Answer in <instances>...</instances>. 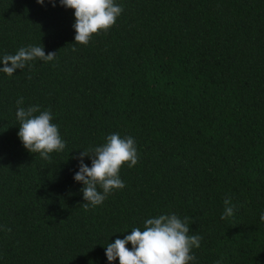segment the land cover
<instances>
[{
    "label": "trees",
    "instance_id": "obj_1",
    "mask_svg": "<svg viewBox=\"0 0 264 264\" xmlns=\"http://www.w3.org/2000/svg\"><path fill=\"white\" fill-rule=\"evenodd\" d=\"M116 3L83 45L58 0H0V55L56 54L0 73V264H109L108 243L172 213L200 237L196 264H264V0ZM19 97L52 111L62 152L23 147ZM112 133L134 138L138 162L86 211L74 157Z\"/></svg>",
    "mask_w": 264,
    "mask_h": 264
},
{
    "label": "clouds",
    "instance_id": "obj_2",
    "mask_svg": "<svg viewBox=\"0 0 264 264\" xmlns=\"http://www.w3.org/2000/svg\"><path fill=\"white\" fill-rule=\"evenodd\" d=\"M45 2L37 0L41 5ZM47 2L53 7L57 4V0ZM58 3L74 9V44H88L93 34L113 26L123 11L116 0H58ZM55 55L52 52L46 54L44 48L37 45L21 47L15 54L0 55V73L11 77L17 69L31 67L33 60L47 63L53 61ZM23 102V97L17 98L15 113L19 125L17 136L23 147L32 154L38 153L42 159H49L53 152H62L65 142L57 124L51 122L52 111L41 110L38 104L19 107ZM86 157L91 161L90 165L85 163ZM74 158L78 160V168L73 173V180L83 185L81 191L86 211L101 205L115 190L122 189L121 167L126 163L132 168L138 162L134 138L122 137L119 133L107 135L103 144L83 149ZM224 205L221 219L233 214L228 199L224 200ZM259 219L264 222V213ZM189 232L187 218L182 220L175 213L150 217L143 221L142 230L134 227L122 239L117 237L108 243L105 256L109 264L117 259L118 264H196L192 249L200 247V237L189 235ZM129 244L131 248L127 247Z\"/></svg>",
    "mask_w": 264,
    "mask_h": 264
}]
</instances>
